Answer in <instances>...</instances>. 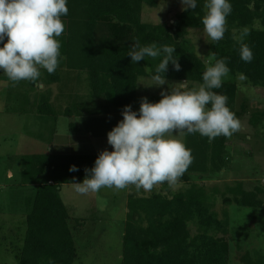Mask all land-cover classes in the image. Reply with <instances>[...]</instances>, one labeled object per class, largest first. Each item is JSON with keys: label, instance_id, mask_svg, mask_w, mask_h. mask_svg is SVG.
<instances>
[{"label": "trees", "instance_id": "1", "mask_svg": "<svg viewBox=\"0 0 264 264\" xmlns=\"http://www.w3.org/2000/svg\"><path fill=\"white\" fill-rule=\"evenodd\" d=\"M204 3L205 0H197L196 8L177 12L174 22L153 23L142 19V10L144 4L156 6V0H68V14L62 17L65 28L58 37L60 61L57 69L51 74L41 69L36 82L22 80L13 84L9 80L7 97L15 99L22 109L31 107L39 118L51 123L49 140L52 142L60 114L72 117L75 112L80 115L81 106L89 114L106 113L108 105L116 110L128 104L135 108L139 77L153 76L161 59L146 57L137 64L131 63L127 53L136 41L141 45L155 41L158 45L175 47L173 57L181 67L176 70L170 62L166 73L161 74L164 79L203 83L202 73L209 61L204 62L196 54L187 33L203 27ZM231 4L223 38L211 41L209 47L216 59L227 58L232 76L213 91L225 94L229 108L240 117L245 108L236 109L238 83L234 77L244 74L246 84L264 88V0H231ZM245 27L249 34L244 42L253 51L251 62L240 58L236 39ZM70 71L84 72L90 98H104L108 105L89 110L87 100H80L79 105L72 100L59 113L51 101V90L32 93L31 89L35 86L40 89V84L61 82L63 73ZM5 79L8 80L7 76ZM258 115H264V111L252 115V125L262 122L264 116ZM69 129L76 131L79 126L70 121ZM185 135L192 160L179 179L190 185L170 194H128L120 264H230V245L226 237L230 218L227 213L219 217L204 183L225 168L230 137L221 135L209 140L198 132ZM98 154L50 150L17 157L22 165L20 174L7 180H12L19 191L27 188L23 194L19 192V196L16 193L26 225L23 234L14 240L18 242L15 244L18 264H77L79 253L74 231L85 225L87 219L70 214L60 191L63 184L82 181L85 169L94 165ZM73 164L77 166L74 172L69 171ZM195 175L200 181H193ZM227 191L233 196L224 197L226 204L248 208L264 205L260 198L264 186L247 190L242 182H237L236 186H228ZM18 211L19 207L13 212ZM72 219H75L73 225ZM191 227L195 228L194 233ZM241 261L264 264V254L252 256L246 252Z\"/></svg>", "mask_w": 264, "mask_h": 264}, {"label": "rangeland", "instance_id": "2", "mask_svg": "<svg viewBox=\"0 0 264 264\" xmlns=\"http://www.w3.org/2000/svg\"><path fill=\"white\" fill-rule=\"evenodd\" d=\"M181 10V0H156V6L151 7L144 4L142 19L153 23L174 22L176 13ZM187 38L196 54L204 62L209 61L208 54L213 51L209 47L211 41L203 27L190 29ZM2 44L3 42H0V46ZM65 72L68 71L65 70ZM65 72L61 82L51 85L40 84V89L37 86L31 89L32 93L36 94L38 90H51V101L59 113L63 112L72 100L76 101L75 104L82 99L87 100L89 104L86 108L89 110L108 105L104 98H90L84 72L70 71L67 74ZM5 76L0 70V263L18 264L15 247L18 242L14 240H17V235L23 234L26 225L16 193L18 192V196L19 192L23 194L26 192V187L19 191L12 180L4 179V167L12 161L9 157H5L7 153H42L50 150L55 153H88L93 151L95 146H105L111 151L112 146L107 142V133L123 117L122 110H116L109 105L110 108L106 113L98 114L96 117L85 118V114L79 115L75 112L76 116L72 117L60 114L55 122V138L50 142L51 123L39 118L31 107L22 109L15 99H8L7 82L9 80H6ZM152 77H139L136 105L133 110L139 109L142 98L147 97L149 101L157 102L161 99L162 90L170 91L171 86H175L173 84L180 82L165 79V84L156 85L152 84L154 83ZM231 77L229 74L226 79ZM239 77L240 73L234 79L238 83L236 109L245 108L242 115L238 117L241 128L230 136L231 145L225 168L213 178L204 181L208 192L212 195L214 209L219 217H224V213H227L230 218V227L226 235L230 245V264H244L241 256L246 252H250L252 256L256 253L264 254V205L248 208L224 202L225 196H233L227 191V187L236 186L237 182H242L247 190L255 189L256 186H264V118L257 125L251 124L252 115L264 111V88L246 84V78L240 79ZM187 83L190 88L201 84L200 82ZM33 100L34 98L31 101ZM80 108L81 112L84 111L83 106ZM70 121L80 122L82 130H80L81 127L77 130L79 132L70 130ZM60 127H63L62 133L58 132ZM176 131L174 130V134ZM75 136L86 140L88 145L80 147V144L75 142L74 144L68 143L71 138H76ZM185 136L182 137L184 140ZM97 151L100 152V150ZM19 160L18 158L14 164L16 173L22 168ZM19 174L15 176L18 177ZM193 181H200V179L195 175ZM189 185L178 178L177 182L172 185L167 182L156 184L151 191L141 189L140 192H136L134 185L131 190L134 193L145 195H150L152 192L170 194V192L183 190ZM124 190L125 188L117 190L102 187L96 192L80 194L74 190V183L62 185L60 195L69 208L70 214L73 217L87 219L85 225L74 231L79 253L77 264H120L124 222L127 215ZM260 198L264 200V192L260 194ZM18 207L19 211L13 212ZM74 220L72 219V225L75 224ZM191 230L192 233L195 232V228L191 227Z\"/></svg>", "mask_w": 264, "mask_h": 264}, {"label": "clouds", "instance_id": "3", "mask_svg": "<svg viewBox=\"0 0 264 264\" xmlns=\"http://www.w3.org/2000/svg\"><path fill=\"white\" fill-rule=\"evenodd\" d=\"M68 0H0V70L13 84L26 80L36 82L41 69L53 73L60 61V41L64 31L62 17L68 14ZM182 10L194 9L197 0H181ZM203 30L210 41L223 38L226 18L232 11L231 0H205ZM247 27L236 38L240 58L251 62L253 51L244 42ZM7 37V39H5ZM175 47L158 45L155 41L141 45L136 41L127 55L137 64L146 57H161L152 79L156 85L165 84V74L171 62L180 69L173 57ZM198 87H188L187 80L175 83L170 91L161 92V99L151 102L141 99L138 110L131 104L122 109V119L107 133L112 150L100 151L94 165L86 168L85 178L74 182L80 194L96 192L102 187L124 189L134 185L137 190L151 191L154 185L175 184L190 165L191 150L182 138L198 132L212 140L230 137L241 128V122L227 104V96L213 91L222 86L229 75L227 58L216 59L210 53ZM214 61V62H213ZM240 79H245L240 74ZM174 130L176 134H174ZM63 132V127L58 128ZM71 165L69 171H76Z\"/></svg>", "mask_w": 264, "mask_h": 264}, {"label": "crops", "instance_id": "4", "mask_svg": "<svg viewBox=\"0 0 264 264\" xmlns=\"http://www.w3.org/2000/svg\"><path fill=\"white\" fill-rule=\"evenodd\" d=\"M43 85V84H42ZM84 111H82L81 113L84 115V117L85 118H90V117H96V115H98V114H89V113H87L86 111H85V109H83ZM76 114V113H75ZM103 114V113H102ZM76 116V115H75ZM82 119H84L83 117H82ZM77 124H78V126H79V129H80V127H81V129L80 130H82V126L79 124L80 122H76ZM79 129H77V130H79ZM76 130V132H79V131H77ZM71 135H73V133H70ZM91 134V133H90ZM71 137H73V136H71ZM76 138H71L70 140H69V142L68 143H72V144H74V142L75 143H77V144H80L79 146L81 147V145L82 146H86V145H88L87 144V141L86 140H84V139H81L80 138V136H75ZM42 138V137H41ZM54 138H55V135L53 136V140H54ZM59 148H60V146H58ZM94 149H93V151H89L88 153H100V152H98L97 150H100V151H102L103 149H105V148H107L108 149V147H105V146H101V147H93ZM99 148V149H98ZM51 149H52V147H51ZM109 151H110V149H108ZM87 153V152H86ZM18 154H25V153H16V152H8L7 153V155L5 156L6 158H10V159H12V161L10 162V163H8L7 164V166L6 167H4V170H3V174H4V179L6 180L7 178H10L11 176H13L14 174H18V173H20V172H18V173H16L15 172V169H16V167L14 166V164H15V161H16V159H17V155ZM26 154H28V153H26ZM3 184V183H2ZM1 184V185H2ZM132 187H133V185H129V186H127L126 188H125V190H124V192H125V201L127 202V196H128V194L129 193H132ZM27 189V188H26ZM134 189H135V186H134ZM136 192H140L141 191V189L140 190H135ZM138 194V193H137ZM143 194V193H142Z\"/></svg>", "mask_w": 264, "mask_h": 264}]
</instances>
